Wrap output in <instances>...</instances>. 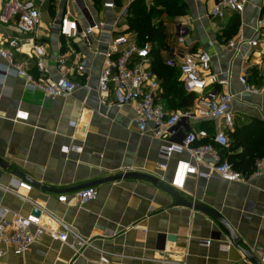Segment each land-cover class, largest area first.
<instances>
[{
  "label": "crops",
  "instance_id": "obj_1",
  "mask_svg": "<svg viewBox=\"0 0 264 264\" xmlns=\"http://www.w3.org/2000/svg\"><path fill=\"white\" fill-rule=\"evenodd\" d=\"M35 1L39 12L40 6H47L49 24L39 21L35 32L19 35L21 41L14 49L16 61L23 63L35 80L44 82L56 79L67 69L75 89L70 96L51 101L40 89L28 88L23 76L0 75V161L8 164L7 168L0 167V185L45 207L89 239L92 246L74 255L67 244L44 232L22 255L0 246L4 250L0 264H100L101 253L107 255L108 264H252L214 217L181 205L149 180L124 178L104 182L93 186L98 191L96 199L81 204L73 198V187L123 171L154 175L185 201L216 210L258 259L264 256V172L243 181L188 174L182 187L177 188L171 185L175 163L177 159L188 158V153L174 152L172 157L162 159V141L150 129L142 134L137 131L133 108L108 106L112 93L98 90L101 52L108 39L119 33L133 39V33L126 31L125 20L112 26L117 12L131 0H122L123 6L114 8L103 5L112 0H101L98 7L87 0L90 13L107 23L94 33L93 49L87 48L78 37L76 21L82 26L85 21L76 2ZM183 1L185 13L167 20L161 57L168 49L166 46L209 52L212 71L227 82L213 85L214 90L234 95L231 110L235 126L227 133L237 128L249 137L247 146L239 141L232 147L236 152L245 150L255 162L264 157V36L257 31V20L264 14V0H249L241 14L226 12L220 18L209 15L213 0ZM177 22H187L190 28L181 44L173 30ZM16 34L12 24L0 22V49L7 48L6 39ZM239 38L243 40L239 54L235 55L228 43ZM250 39H258L257 46H250ZM34 41L44 46V70L35 64ZM5 65L6 61L0 57V69ZM78 65L82 69H77ZM169 69L170 73H165V100L161 92L159 101L169 112L193 110L196 95L183 89L177 68ZM239 75H245L247 83L258 92L246 91ZM157 79L160 82L158 76ZM186 95L191 100L185 106ZM185 123L182 129L205 127L210 134L222 128L214 118H191ZM202 140L196 143L202 144ZM71 145L81 150L68 148ZM211 162V157L206 156L205 165ZM205 165L200 169L206 171ZM16 170L38 181L40 186L32 185L30 190L16 188V180L25 181L14 174ZM62 194L67 196L64 202L57 200ZM0 207L8 209L7 218L13 213H32L34 208L1 187ZM207 239L208 244L204 243ZM163 244L165 251H159Z\"/></svg>",
  "mask_w": 264,
  "mask_h": 264
},
{
  "label": "built area",
  "instance_id": "obj_2",
  "mask_svg": "<svg viewBox=\"0 0 264 264\" xmlns=\"http://www.w3.org/2000/svg\"><path fill=\"white\" fill-rule=\"evenodd\" d=\"M82 14L85 24L82 26L76 21L78 37L83 44L93 49L92 38L104 28L107 23L101 18H95L88 7L87 0H73ZM249 0H213L209 11L210 17H223L226 12L241 14ZM106 8H114L112 1L103 3ZM127 14L126 6L120 8L115 15L112 26L124 20ZM39 9L35 0H1L0 22L5 25L12 24L16 35L6 39L7 48L0 49V57L6 61L4 68L0 69V75L12 74L23 76L26 86L30 89H40L44 97L53 101L58 97L70 96L75 83L69 77L67 69L56 79L44 82L35 80L25 69L23 63L16 61L15 50L21 38L19 35L35 32L39 24ZM173 30L178 43H182L189 35L190 28L187 22L173 24ZM257 31L264 36V14L257 20ZM242 38L230 40L228 45L239 54V45ZM250 46H257L258 39L248 40ZM95 53L98 50H93ZM35 64L40 70L45 68V49L41 43L33 42ZM103 62L97 78L98 90L101 93L111 92L113 98L107 102L108 106L121 108L130 105L134 110V123L139 133L150 129L152 135L162 141L160 155L162 159L172 157L174 152L188 153V158L177 159L175 163L174 177L171 185L181 188L188 174H196L203 178H215L224 181H243L248 176H260L264 172V157L254 162V167L249 175H245L234 169L231 164L221 158L220 150L229 146L227 130L235 125L234 114L231 110V102L234 95L230 91L217 92L213 85L227 84L220 80L218 75L211 69V55L206 50L200 49L191 52L170 46L164 54L163 60L170 66L179 70L182 76L183 89L196 95V103L193 110L169 112L159 101L162 92L160 82L151 69V44L139 45L127 34L112 35L106 42L105 49L101 52ZM62 58L59 59V64ZM77 69H82L81 65ZM238 80L244 85L246 91L257 93L258 90L249 85L245 75H239ZM216 119L218 129L210 134L206 129L185 130V120ZM220 124V125H219ZM208 138L209 141L197 144L196 141ZM81 150L76 145L68 147ZM210 156L212 162L205 165L204 159ZM205 165L207 170H201ZM16 188L30 190L32 185L26 181L16 180ZM6 191L14 193L23 200L31 203L39 209V214L29 213L26 215L13 213L10 218L6 217L8 209L0 207V246L11 249L14 254H24L42 233L46 232L55 240L63 242L72 249L74 255H80L86 247L92 246L89 239L81 236L74 228L38 205L31 198L20 195L17 192L2 187ZM98 191L95 187H84L72 192L73 198L78 203H86L96 199ZM67 196L62 194L57 197L58 201H66ZM44 219V221H42ZM34 227V229H31ZM70 238V240H68ZM209 239L204 243L208 244ZM165 244L159 251H165ZM164 247V248H163ZM4 250L0 248V257ZM165 262V259H159ZM259 261L264 264V256ZM100 264H108L107 255L101 253Z\"/></svg>",
  "mask_w": 264,
  "mask_h": 264
},
{
  "label": "trees",
  "instance_id": "obj_3",
  "mask_svg": "<svg viewBox=\"0 0 264 264\" xmlns=\"http://www.w3.org/2000/svg\"><path fill=\"white\" fill-rule=\"evenodd\" d=\"M91 1L97 7L101 2V0ZM112 2L115 6H123L122 0H112ZM126 9L127 14L124 19L127 24L126 31L133 33V39L137 44H151V69L161 79V97L165 100V91L167 89L165 88V73H170L169 68L174 67L164 62L160 53L162 49H165V26L166 23H169L167 20H173L175 16H180L185 13V3L183 0H152L150 4H147L145 0H131L126 6ZM167 48L169 46H166ZM184 97L188 100L183 102V105L186 106L187 102H190L191 96L186 95ZM227 136L230 143L226 149L220 150L221 158L228 161L234 169L245 175H249L253 170L254 160L252 157H248L246 152H244L245 150L236 152L232 147L236 146L239 141L243 146H247L245 143L249 139L247 137L248 134L245 132L240 133L235 128L233 131L228 132ZM208 141V138L202 140L203 143ZM262 153L264 154V151Z\"/></svg>",
  "mask_w": 264,
  "mask_h": 264
},
{
  "label": "water",
  "instance_id": "obj_4",
  "mask_svg": "<svg viewBox=\"0 0 264 264\" xmlns=\"http://www.w3.org/2000/svg\"><path fill=\"white\" fill-rule=\"evenodd\" d=\"M0 167L7 168L8 164L6 162L0 161ZM14 174L23 178L26 182L30 183L31 185H33L35 187L40 186V183L38 181L28 177L27 175H25V174H23L17 170L14 172ZM124 178H143V179L149 180L154 185L161 187L164 191H166L167 193L172 195L181 205L186 206L190 209L205 212V213L211 215L222 225V227L224 228V230L227 232L230 239L234 243L235 247L241 251V253L243 254V256L246 259H248L252 264H262L259 261L258 257L256 255H254L251 252V250L242 242V240L239 238V236L237 235V233L235 232L233 227L229 224V222L220 213H218L216 210H214L212 208L197 205L195 203L185 201L177 191H175L171 186L161 182L159 180V178L154 176V175L144 173V172H139V171H123L120 173H116L114 175H109L106 177H101V178H97V179L82 183L80 185L73 187L71 190H78V189H81L84 187L94 186V185H98V184H101L104 182L116 181V180H120V179H124ZM68 190H70V189H68ZM32 213L35 215H38L39 209L33 208Z\"/></svg>",
  "mask_w": 264,
  "mask_h": 264
},
{
  "label": "rangeland",
  "instance_id": "obj_5",
  "mask_svg": "<svg viewBox=\"0 0 264 264\" xmlns=\"http://www.w3.org/2000/svg\"><path fill=\"white\" fill-rule=\"evenodd\" d=\"M50 16L47 10L46 5L40 6V15H39V21L40 23L47 25L49 24Z\"/></svg>",
  "mask_w": 264,
  "mask_h": 264
}]
</instances>
